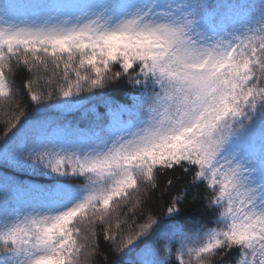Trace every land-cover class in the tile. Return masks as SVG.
Returning a JSON list of instances; mask_svg holds the SVG:
<instances>
[{
  "label": "snow or ice",
  "instance_id": "6c2138e0",
  "mask_svg": "<svg viewBox=\"0 0 264 264\" xmlns=\"http://www.w3.org/2000/svg\"><path fill=\"white\" fill-rule=\"evenodd\" d=\"M17 7L0 0V98H13L14 63L31 73L47 69L48 58L55 67L63 62L58 91L65 98L123 77L142 91L128 113L134 119L75 151L33 147L25 154L28 117L17 106L0 158L31 160L66 179L43 191L45 210H9L4 202L0 264H79L95 233L77 225L104 223L112 202L131 199L141 185L147 193L162 170L177 168L190 174V187L204 186L215 227L165 228L148 215L123 235L106 230L115 251L132 257L130 264H163L156 245L168 234L179 237L176 264H211L218 255L223 262L233 252L231 264H264V0L258 14L232 24L214 22L199 0H111L80 15L37 3L35 15L10 22ZM25 87L36 104L45 98L31 81ZM182 199L172 200L169 217ZM160 250L171 254L167 243Z\"/></svg>",
  "mask_w": 264,
  "mask_h": 264
},
{
  "label": "trees",
  "instance_id": "16d2710c",
  "mask_svg": "<svg viewBox=\"0 0 264 264\" xmlns=\"http://www.w3.org/2000/svg\"><path fill=\"white\" fill-rule=\"evenodd\" d=\"M11 2L18 7L11 13L10 22H19L36 14L37 10L32 6L37 3L45 5V11L60 9L72 15H80L82 11L95 9L111 0H11ZM199 2L207 5V11L212 15L214 22L223 19L227 24L242 21L252 12L258 14L261 4V0H199ZM47 65V69L41 66L34 68L30 73L24 66L16 67L15 63L13 64L14 74L11 76L13 98H0V143L3 142L4 131L19 114L17 106L23 109L28 117L25 154L33 147L56 151L63 147L67 151H75L82 143L89 146L99 144L100 140L107 138L109 134L105 129L109 122L108 109L115 113L116 124L117 122L126 124L130 119H134L128 113L135 110L134 105L142 89L129 83L127 77L111 80L104 87L92 90H87L85 85L86 90L79 95L65 98L58 91L64 84L63 62H60L59 67H55L52 59L48 58ZM116 70L119 69L114 66L113 71ZM72 78L75 79L74 75ZM27 81L33 83L34 91L43 93L45 98L39 104L31 101L25 87ZM49 92L53 94L51 99L46 98ZM112 138L115 139V136ZM14 139L16 143H21L23 134ZM64 179L66 178L58 177L31 160L17 163L11 158L7 160L0 158V208H3L4 202L7 201L9 210H45L49 205L43 191ZM169 179L172 180L171 185L167 183ZM26 180L36 181L42 186L39 189H29L28 185L24 184ZM190 180V174L186 176L179 168L162 170L158 175L156 188L145 193L141 185L140 193L130 192L131 199L122 200L120 203L112 202L104 223L96 220L92 224L85 222L77 225L82 232L95 233L94 238L89 236L90 243L82 250L79 264H114L115 261H119V264H130L133 258L121 256L115 251L116 245L105 239L106 230L108 235H123L145 223L148 215L156 218L165 228L173 223L187 226L186 231L195 230L201 225L206 228L215 227L213 222L215 217L210 214L211 210L205 207L206 200L202 198L204 186L190 187ZM74 182L84 183L83 178ZM178 194L183 196L181 202L176 205L180 212L169 217L167 208ZM140 195L143 196L142 202L133 211L132 202ZM118 221L119 228L116 227ZM81 242H84L83 239ZM166 243L171 249L170 255H165L164 251L160 250ZM156 248L157 259L163 261V264H176L177 250L180 248L179 237L170 240L169 235L164 234ZM234 257L235 252L230 253L221 262L218 255L211 264H231Z\"/></svg>",
  "mask_w": 264,
  "mask_h": 264
},
{
  "label": "rangeland",
  "instance_id": "374dc122",
  "mask_svg": "<svg viewBox=\"0 0 264 264\" xmlns=\"http://www.w3.org/2000/svg\"><path fill=\"white\" fill-rule=\"evenodd\" d=\"M27 182H28V181H27ZM28 185H29V188H35V189L38 188V184L35 183V182H28Z\"/></svg>",
  "mask_w": 264,
  "mask_h": 264
}]
</instances>
